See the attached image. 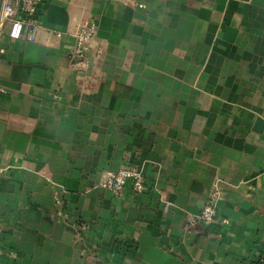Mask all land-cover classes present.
I'll list each match as a JSON object with an SVG mask.
<instances>
[{"label":"crops","instance_id":"crops-1","mask_svg":"<svg viewBox=\"0 0 264 264\" xmlns=\"http://www.w3.org/2000/svg\"><path fill=\"white\" fill-rule=\"evenodd\" d=\"M34 15L35 40L0 38V264H264V0ZM129 167L145 191L99 186Z\"/></svg>","mask_w":264,"mask_h":264},{"label":"built area","instance_id":"built-area-1","mask_svg":"<svg viewBox=\"0 0 264 264\" xmlns=\"http://www.w3.org/2000/svg\"><path fill=\"white\" fill-rule=\"evenodd\" d=\"M41 0H3L2 16L0 18V38L8 25V33L11 39L17 40L26 36L28 40H35L37 32L42 28L40 20L34 12ZM96 34L95 26L89 21L81 22L76 31L77 47L76 55L83 56ZM99 186L107 191L120 195L127 187L141 193L147 189V181L144 172L135 167L123 168L117 171H109ZM211 196L209 201L201 209L198 220L208 223L215 215V199Z\"/></svg>","mask_w":264,"mask_h":264}]
</instances>
